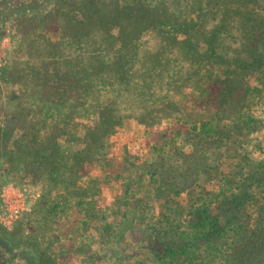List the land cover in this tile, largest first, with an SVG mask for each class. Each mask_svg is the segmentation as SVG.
<instances>
[{
  "label": "rangeland",
  "instance_id": "1",
  "mask_svg": "<svg viewBox=\"0 0 264 264\" xmlns=\"http://www.w3.org/2000/svg\"><path fill=\"white\" fill-rule=\"evenodd\" d=\"M140 1L148 0L97 6L119 15ZM185 1L155 0L141 26L93 27L82 47L67 44L64 6L0 23V264H194L191 252L158 261L138 240L155 230L182 240L193 206L213 207L264 169V67L239 72L247 87L225 91L223 67L195 76L184 49L190 39L204 51L202 35L229 14L220 31L227 56L252 61L246 43L264 50V9L200 0L198 14ZM87 3H69L75 21L87 18ZM171 11H182L179 22L204 15L205 23L190 38L163 34L158 24L174 18ZM244 14L254 25L246 34ZM78 73L93 76L86 89L77 88ZM108 109L117 115L112 130ZM71 163L69 181L59 183L55 170ZM254 196L238 213L241 234L230 232L228 252L207 264H251L254 250L236 257L234 239L240 247L242 236L264 233V190ZM46 197L61 204L47 207Z\"/></svg>",
  "mask_w": 264,
  "mask_h": 264
},
{
  "label": "trees",
  "instance_id": "2",
  "mask_svg": "<svg viewBox=\"0 0 264 264\" xmlns=\"http://www.w3.org/2000/svg\"><path fill=\"white\" fill-rule=\"evenodd\" d=\"M154 1L155 0H148L147 2L140 1V3L126 4L125 8L122 9L123 12L118 15L117 13L112 14L103 12V10L97 6L99 0H88L87 9L89 11H87V18L85 20L81 19L75 21L76 19L73 18L74 15H71V11L67 10L71 0H31L29 2H24V0H0V23L6 20H15V18H22L30 15L41 16L55 11L56 8L57 10H60L61 7L64 6L66 7L64 14L67 17L64 33L66 35H72V39L67 37V44L69 43L68 46L73 45L82 47L86 44V41L89 40V34H91L93 27H97L98 30H101L100 27L110 29L114 24L118 27H124L125 22L129 21H133L141 26L148 18L150 11H153L150 9L153 8V6L159 7V5H157ZM249 1L253 3L255 7L264 9V0ZM185 5V9L188 8L192 11H198V14L203 13L201 10L205 8L204 4H202L200 0H186ZM206 6L209 8L212 5L207 4ZM171 12L174 13L175 11ZM180 12L182 11L174 13V18L167 19L166 21H162L158 24L161 28V33L167 34L168 29L176 31L179 30V33H185L186 38H190L196 34V28L199 24L205 23V21H202L206 19L204 15H199L188 23L185 21L179 22L177 18L182 16ZM230 18H232V15H226L222 19L221 24H219L215 30L212 29L211 32L202 35V40L206 42V44L203 42L205 44L204 51L201 52L198 47H196V44H193L190 39L184 43V49H186L189 54L194 55L193 64L195 66V76L203 71L211 70V68H213L216 64L219 67H223V74L225 76L224 84L226 85L225 91H231L234 89V85L236 86L237 84L245 86V78L241 74L242 71L244 73L246 72L245 69H250L252 66H255L258 71H260V69L264 67V50H261L260 44L262 42L260 41H258L257 44H250L252 45L251 47H249L248 42L246 43L247 47L245 49V54L247 52H254L252 61L250 60L247 62L243 57L232 59L227 56V51L224 47L226 42L220 37V31L223 26L226 27L227 21H229ZM241 19L243 24L242 29L246 34V32L249 31L247 29L254 26L248 25V22L253 21V19H251L247 14H244ZM257 24L258 23H256V25ZM258 25L264 26L263 24ZM132 33H134V31H132ZM253 39L254 37L252 40ZM133 56H135V53ZM89 75L90 74L88 73H78L76 81L80 82L81 85L77 88L83 89L84 86H86ZM92 77L93 76L90 75V81ZM258 84L260 86L259 89L264 88V83L258 82ZM103 117L109 125L108 130H112L114 128V123L116 122V111L114 109H108L104 112ZM72 165L73 163L65 165V167L60 166L55 170L56 179L59 180V183L64 184L69 181V176L71 172H73ZM75 169L79 170V166L76 165ZM260 182H264V169L262 171H257L254 175L245 177L243 180H239L238 185L235 187V193L233 192L226 198L216 200L213 203V207L210 208L208 206H204L202 210H199L193 206L192 208L194 209H192L191 215H189L190 217L187 221V231H182V240H172L166 236L162 237V230H155L153 237L149 235L147 239L138 240V243L141 248L150 250V252L154 254L155 259L158 261H163L177 253H182V255H184L191 252V255H195L194 264H207L209 260L217 259V255L228 252L227 250L229 248L227 245V239L229 238L230 232L233 233L232 236L235 237L236 235L241 234L238 233V231H241L242 225V222L239 221L238 213L244 208L246 203L252 201L255 197L254 193L264 190V188H260L261 185H258ZM183 186L184 185L182 184V187ZM54 201L55 199L48 200L46 197L44 204L49 207ZM55 203L61 204V199L58 198L54 204ZM242 238L244 241H242L240 247L234 239L236 257L238 254L240 257L246 256L250 253V250L253 249L255 257L251 261V264H264V233L258 239H256V236H242ZM37 246L38 243L34 239V241H32L31 250H36ZM229 254H234L233 248L230 250ZM231 260L235 259L232 257ZM39 264L44 263L41 261Z\"/></svg>",
  "mask_w": 264,
  "mask_h": 264
}]
</instances>
